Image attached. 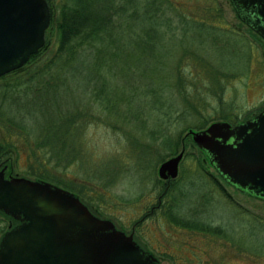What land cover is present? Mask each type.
Wrapping results in <instances>:
<instances>
[{"label": "rangeland", "instance_id": "obj_1", "mask_svg": "<svg viewBox=\"0 0 264 264\" xmlns=\"http://www.w3.org/2000/svg\"><path fill=\"white\" fill-rule=\"evenodd\" d=\"M49 1L53 9L56 2ZM170 1L179 4L182 13H178L200 21L185 28V36L188 34L185 38H175L184 53L177 58L183 72L192 70L193 76L196 73L206 76L203 81L192 77L191 85L203 92L189 102L193 107L204 105L203 116L187 115L180 119L185 120L184 124L200 127L187 130L182 140L175 143V149L164 151L157 145L152 151L143 152L145 141L138 140L135 130L129 132L122 128L118 121L111 120L94 105L89 108L94 109L90 112L96 116L78 115L79 123L59 126L69 135L67 140L59 136V144L65 143V150L57 149L59 155L48 161L50 170L44 174L37 170L29 156L28 138L0 118V171L5 169V180L24 178L71 188L66 190L75 194L95 217L110 220L116 230L129 234L136 228L133 242L141 250L162 259L161 264H168V259L172 258L194 259L203 264H264V201L237 190L222 179L189 135V131H206L212 123L227 122L235 126L264 109V40L241 22L231 0ZM176 20L173 17L169 23L172 35L173 29L182 24ZM49 26L45 34L48 51L56 41L54 25ZM198 38L203 43V51L196 54L186 45L199 44ZM134 67L139 68L137 62ZM26 72L16 81H26ZM220 75L225 76L223 81ZM2 77L0 86L14 85V79ZM141 89L139 87V91ZM4 99L17 100L13 92L8 97L0 96V100ZM1 108L3 112L7 110L3 105ZM177 116L173 112L172 120L179 118ZM66 149L78 153L71 157L74 163L67 165L63 161ZM181 152L177 177L161 179L160 166ZM161 195L158 206L156 197ZM152 207H155L153 213ZM4 214L0 211V238L22 224L19 221L21 224L15 225L12 217ZM171 216L202 222L203 227L218 230L213 235H203L202 243L201 235L188 236L174 231L176 226L168 221Z\"/></svg>", "mask_w": 264, "mask_h": 264}, {"label": "trees", "instance_id": "obj_2", "mask_svg": "<svg viewBox=\"0 0 264 264\" xmlns=\"http://www.w3.org/2000/svg\"><path fill=\"white\" fill-rule=\"evenodd\" d=\"M46 2L50 25L56 30L54 46L48 51L45 43L23 68L2 77L14 79V85L0 86V94L6 93L0 96L13 92L17 99L0 100V118L28 138L29 156L38 171L49 172L48 161L56 159L58 148H64L59 136L67 140L69 135L59 126L79 123L78 115L96 116L90 112L94 105L122 128L135 130L138 140L145 141L143 152L157 145L164 151L175 149L187 130L200 127L180 121L187 115L203 116L205 106L193 107L189 102L203 92L191 85L192 77L203 81L206 76H193L192 70L183 72L178 64L177 58L184 53L175 38H185V28L200 22L181 14L178 3L55 0L52 9L50 1ZM173 17L182 24L172 35L169 23ZM186 47L196 54L203 51L202 42ZM26 70V81H16ZM219 78L223 81L225 76ZM2 105L7 109L4 112ZM173 112L179 118L172 120ZM66 154L63 161L67 165L74 163L72 155L78 156L74 150L66 149Z\"/></svg>", "mask_w": 264, "mask_h": 264}, {"label": "water", "instance_id": "obj_3", "mask_svg": "<svg viewBox=\"0 0 264 264\" xmlns=\"http://www.w3.org/2000/svg\"><path fill=\"white\" fill-rule=\"evenodd\" d=\"M241 22L264 40V0H231ZM45 0H0V77L24 66L45 43ZM217 173L237 190L264 201V110L232 127L212 123L189 131ZM183 152L163 163L161 179L176 178ZM0 211L22 224L0 243V264H156L132 236L95 217L72 192L48 182L4 179Z\"/></svg>", "mask_w": 264, "mask_h": 264}, {"label": "flooded vegetation", "instance_id": "obj_4", "mask_svg": "<svg viewBox=\"0 0 264 264\" xmlns=\"http://www.w3.org/2000/svg\"><path fill=\"white\" fill-rule=\"evenodd\" d=\"M214 168V167H213ZM215 169V168H214ZM216 170V169H215ZM219 175V174H218ZM220 176V175H219ZM223 179V178H222ZM167 190V189H166ZM165 190V191H166ZM163 198V195H161V196H159V197H156V200L158 199V206H159V203L161 202V199ZM154 208L155 207H152L151 208V210H153L152 211V213L154 212ZM171 210V209H170ZM172 211V210H171ZM165 212H166V214L168 215V216H170V214H169V212H167L166 210H165ZM151 212H149L148 214H150ZM148 214H146L145 216H148ZM5 215V214H4ZM144 218V217H143ZM142 218V219H143ZM141 219V220H142ZM11 220V219H10ZM13 223H15V225L17 224V225H19V224H21L19 221H16V220H14L13 218H12V220H11ZM168 221H169V223L171 224V225H173V226H176V228H174L173 230L174 231H176V232H180L181 234L183 233V235H195V234H197V235H201V241H202V243H203V235L204 236H206L205 234H207V233H210L211 235H213V233H214V231H217L218 229H215V228H213V227H206V226H204L203 227V223L202 222H200V223H198V222H195V221H189V220H180V218H178V217H176V216H171L170 218H168ZM139 223V222H138ZM14 225V226H15ZM13 226V227H14ZM13 227H11V228H13ZM135 229V230H134ZM133 230H132V233H125V234H128L127 236H132V239L134 238V234H135V231H136V228H134ZM2 238V237H1ZM1 238H0V240H1ZM191 239H192V237H191ZM143 251V250H142ZM143 252H145V253H148L149 255H151L155 260H156V264H161L162 263V259H160V258H158L155 254H153V253H151V252H149V251H143ZM200 255H201V257H203V252L202 253H200ZM172 257H174V256H172ZM169 261L167 262L168 264H203V262L202 263H199L197 260H194V259H188V260H181V259H168Z\"/></svg>", "mask_w": 264, "mask_h": 264}, {"label": "bare ground", "instance_id": "obj_5", "mask_svg": "<svg viewBox=\"0 0 264 264\" xmlns=\"http://www.w3.org/2000/svg\"><path fill=\"white\" fill-rule=\"evenodd\" d=\"M249 28V27H248Z\"/></svg>", "mask_w": 264, "mask_h": 264}]
</instances>
